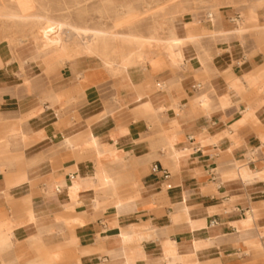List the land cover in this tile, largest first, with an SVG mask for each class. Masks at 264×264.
Masks as SVG:
<instances>
[{"label": "crops", "instance_id": "1", "mask_svg": "<svg viewBox=\"0 0 264 264\" xmlns=\"http://www.w3.org/2000/svg\"><path fill=\"white\" fill-rule=\"evenodd\" d=\"M228 4L122 72L0 42V264H264V6Z\"/></svg>", "mask_w": 264, "mask_h": 264}, {"label": "rangeland", "instance_id": "2", "mask_svg": "<svg viewBox=\"0 0 264 264\" xmlns=\"http://www.w3.org/2000/svg\"><path fill=\"white\" fill-rule=\"evenodd\" d=\"M56 2L59 6L74 5L80 3V8H85L88 11V19L93 26H100L102 23L109 30V37L106 40L98 41L94 45L93 50L82 51L81 46L77 43V36L71 35L72 33H59L57 30H53L46 26L33 27L28 23L13 24L5 22L0 19V42L7 43L11 46H15L19 38H25L26 40L34 39L37 35L43 37V41L50 44L51 47L57 48L64 46L65 57L67 60L74 59L76 57H92L98 61L103 62L106 66L111 68L122 66V63L127 67L130 65V61L127 58V52H133L135 55L142 50H146V46L143 44L158 43L155 45L154 51L164 50L162 43L158 40L152 41L144 38H130L122 33L115 36L112 33L116 32H134L139 33L141 36H157L165 37L172 30V24L170 22H160L158 19L161 16V8L168 7L173 10L178 6L184 7L185 10L179 15V19L184 23L185 19L206 18L205 13V1L206 0H111L113 4H109L106 0H49ZM256 7H263L264 0H250ZM105 7H108V11L105 12ZM129 7H134L138 10V15L128 16L126 12ZM224 11L229 12L234 17H238L241 11L239 5H225ZM123 17L127 24L123 28H116L113 19L116 17ZM155 18V19H154ZM34 28L33 30H30ZM37 30V32H36ZM85 41H88L85 39ZM131 41V42H130ZM143 43V44H141ZM59 50V49H58ZM109 53L108 57L103 55V52ZM62 53V51H60ZM112 61L113 63H111ZM52 69H49L51 72ZM48 72V73H49Z\"/></svg>", "mask_w": 264, "mask_h": 264}, {"label": "bare ground", "instance_id": "3", "mask_svg": "<svg viewBox=\"0 0 264 264\" xmlns=\"http://www.w3.org/2000/svg\"><path fill=\"white\" fill-rule=\"evenodd\" d=\"M107 3L113 4L111 0H106ZM229 3L230 5H239L241 7L249 6L252 3L250 0H206L205 12L208 17H211L215 11H217L221 4ZM80 3L74 5L59 6L58 3L49 0H0V19L5 22L15 24L28 23L33 27L46 26L53 30H57L59 33H72L71 35L77 36V43L79 46L83 45L82 51L93 50L94 45L101 40H106L110 33L105 24L100 26H93L88 19V11L85 8H80ZM185 8L178 6L171 10L168 7L161 8V16L158 19L160 22H170L172 24V30L166 37L157 36H141L139 33L134 32H116L112 33L113 36L122 33L130 38H146L152 41L158 40L162 43L163 47L173 46L175 44H183L185 38H180L177 33V27L181 20H178L179 15L184 12ZM105 12L108 11V7H105ZM138 10L134 7H129L126 15L136 16ZM116 28H123L126 26L127 21L119 16L113 19ZM239 33V25L236 21L234 27ZM31 28L30 30H33ZM37 32V30H36ZM88 40V41H85ZM219 39V37H218ZM17 44L14 46L17 52H21L24 48H30L31 51H35L43 48H52L50 44L43 41V37L37 35L34 39L26 40L25 38H19ZM11 46V45H10ZM59 51L65 55L64 46L58 47ZM14 51V50H13ZM43 52V51H42ZM64 52V53H63ZM105 57L109 56L107 51L103 52ZM18 57V56H17ZM113 63L112 61H110ZM118 72H122L127 69V66L122 63V66L117 65ZM1 147V144H0ZM252 216V215H250Z\"/></svg>", "mask_w": 264, "mask_h": 264}, {"label": "built area", "instance_id": "4", "mask_svg": "<svg viewBox=\"0 0 264 264\" xmlns=\"http://www.w3.org/2000/svg\"><path fill=\"white\" fill-rule=\"evenodd\" d=\"M151 170L154 173L162 174L164 179H168L170 177V172L163 166H160L158 163H153L151 166Z\"/></svg>", "mask_w": 264, "mask_h": 264}]
</instances>
